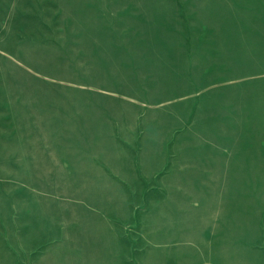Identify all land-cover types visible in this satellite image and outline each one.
Here are the masks:
<instances>
[{"label": "rangeland", "instance_id": "374dc122", "mask_svg": "<svg viewBox=\"0 0 264 264\" xmlns=\"http://www.w3.org/2000/svg\"><path fill=\"white\" fill-rule=\"evenodd\" d=\"M0 264H264V0H0Z\"/></svg>", "mask_w": 264, "mask_h": 264}]
</instances>
